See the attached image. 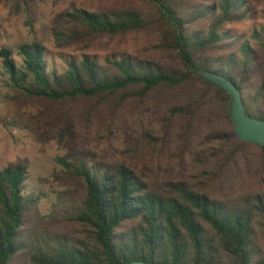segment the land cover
<instances>
[{"label": "trees", "instance_id": "1", "mask_svg": "<svg viewBox=\"0 0 264 264\" xmlns=\"http://www.w3.org/2000/svg\"><path fill=\"white\" fill-rule=\"evenodd\" d=\"M125 1L64 12L53 46L79 54L36 39L0 46L7 97L41 104L30 124H7L65 148L47 212L45 194L25 190L24 162L0 168V264H264V145L236 136L228 91L187 64L230 80L264 119V22L248 35L229 27L249 17V0ZM138 32L158 55L83 51ZM143 116L154 122L144 141L174 142L178 164L191 155L197 182L147 179L112 158L114 137Z\"/></svg>", "mask_w": 264, "mask_h": 264}, {"label": "rangeland", "instance_id": "2", "mask_svg": "<svg viewBox=\"0 0 264 264\" xmlns=\"http://www.w3.org/2000/svg\"><path fill=\"white\" fill-rule=\"evenodd\" d=\"M104 0H2L0 2V46L15 48L19 42L39 40L52 52L80 51L58 49L53 46L52 33L58 27L65 11L74 6H86L103 9L108 5L126 3L125 0L112 3ZM251 6L248 18L239 23L230 24L232 30L248 35L252 27L264 22V0H249ZM156 40L147 32L131 33L103 40L101 48L83 50L103 56L109 52H127L138 56L158 55L154 47ZM6 77L2 74L0 62V168L10 162L21 161L27 165L25 190L41 191L45 195L40 200L39 208L47 212L55 190L60 189L53 172L60 166L55 158L65 153V148L56 137H42L39 131L31 128L9 126L12 117L30 124V116L41 106L30 101L16 104L7 97L3 86ZM136 120L135 131L130 134H117L112 140V158L131 165L136 172L147 179L162 181L169 179H193L197 182L202 177L197 162L187 155L184 163L178 164L179 150L174 142L165 147L149 145L140 134V130L154 124L149 117ZM104 141L95 145L97 151L104 149Z\"/></svg>", "mask_w": 264, "mask_h": 264}, {"label": "water", "instance_id": "3", "mask_svg": "<svg viewBox=\"0 0 264 264\" xmlns=\"http://www.w3.org/2000/svg\"><path fill=\"white\" fill-rule=\"evenodd\" d=\"M189 67L194 70L204 80L211 82L217 87L225 89L230 94V119L236 136L242 141H249L255 144L264 145V119L252 117L247 114L245 107L242 103L239 89L234 83L223 76L207 72L198 67L190 65ZM121 264H160L151 263L146 260H132Z\"/></svg>", "mask_w": 264, "mask_h": 264}]
</instances>
